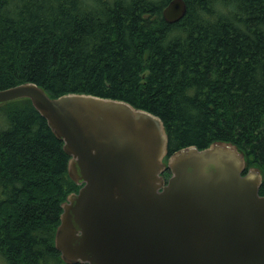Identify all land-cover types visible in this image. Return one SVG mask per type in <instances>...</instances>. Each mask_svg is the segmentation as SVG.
Here are the masks:
<instances>
[{"label":"trees","instance_id":"16d2710c","mask_svg":"<svg viewBox=\"0 0 264 264\" xmlns=\"http://www.w3.org/2000/svg\"><path fill=\"white\" fill-rule=\"evenodd\" d=\"M0 0V89L34 82L159 116L167 160L190 145L235 143L264 195V0ZM64 142L28 98L0 105V257L67 262L55 247L62 203L80 185ZM164 176H169L168 172Z\"/></svg>","mask_w":264,"mask_h":264},{"label":"water","instance_id":"95a60500","mask_svg":"<svg viewBox=\"0 0 264 264\" xmlns=\"http://www.w3.org/2000/svg\"><path fill=\"white\" fill-rule=\"evenodd\" d=\"M184 0L163 9L184 16ZM31 100L70 155L80 188L62 203L55 247L85 264H264L259 167L235 143L183 147L170 156L162 119L86 93L51 97L34 82L0 89V105ZM169 170L166 179L164 173Z\"/></svg>","mask_w":264,"mask_h":264},{"label":"rangeland","instance_id":"374dc122","mask_svg":"<svg viewBox=\"0 0 264 264\" xmlns=\"http://www.w3.org/2000/svg\"><path fill=\"white\" fill-rule=\"evenodd\" d=\"M0 264H5V261L3 258L0 257Z\"/></svg>","mask_w":264,"mask_h":264}]
</instances>
